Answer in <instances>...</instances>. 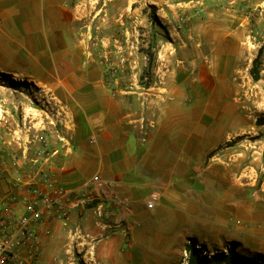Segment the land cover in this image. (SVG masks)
Wrapping results in <instances>:
<instances>
[{"label": "crops", "instance_id": "obj_1", "mask_svg": "<svg viewBox=\"0 0 264 264\" xmlns=\"http://www.w3.org/2000/svg\"><path fill=\"white\" fill-rule=\"evenodd\" d=\"M68 23L64 0H0V68L42 87L46 117L32 124L42 123L60 148L48 167L71 188L95 175L114 181L129 231L119 220L102 222L96 208L76 210L48 223L41 264H64L74 252L86 264H178L191 237L238 243L243 256L264 259V187L261 197L243 188L238 198V174L211 155L235 127L212 123L207 106L181 107L176 93L111 89L84 63ZM152 194L158 200L149 208Z\"/></svg>", "mask_w": 264, "mask_h": 264}, {"label": "rangeland", "instance_id": "obj_2", "mask_svg": "<svg viewBox=\"0 0 264 264\" xmlns=\"http://www.w3.org/2000/svg\"><path fill=\"white\" fill-rule=\"evenodd\" d=\"M64 2L69 30L82 44L84 63L92 72H101L113 90L145 89L160 96L176 93L181 107H209L212 123L235 127L211 155L221 154L223 161L217 162L238 174V198L243 188L250 189V199L262 196L264 53L259 80L253 79L250 69L264 48V0ZM5 62L0 58V63ZM5 69L11 67L0 68L5 74L0 75V155L12 171L13 155L23 153L17 141L34 140L31 150H35L41 147L38 136L50 138L51 133L42 123L32 124L46 117L42 87L31 75ZM112 78L117 79L116 85H111ZM3 185L11 187L9 181L1 183L0 179V193L5 192ZM197 243L209 262L216 253L228 252L227 245ZM236 251L242 255L240 249ZM189 256V250L188 255L183 252L178 264H189ZM63 263L86 264L77 252Z\"/></svg>", "mask_w": 264, "mask_h": 264}, {"label": "built area", "instance_id": "obj_3", "mask_svg": "<svg viewBox=\"0 0 264 264\" xmlns=\"http://www.w3.org/2000/svg\"><path fill=\"white\" fill-rule=\"evenodd\" d=\"M116 84L117 79L112 78L111 85ZM60 139L66 142L64 137ZM37 140L41 147L35 150H31L34 140L17 141L23 153L13 155L12 171L7 166L8 160L0 155L1 183L7 180L11 184L0 193V264H41L45 238L51 234L48 223L66 221L76 210L96 208L102 222L111 224L119 220L118 226L129 231L119 215L124 203L114 191V181L95 175L85 188L66 186L48 167L60 148L51 147L48 136H38ZM157 200L158 195L152 194L147 206L152 208ZM41 224H46L42 230ZM184 253L188 255V250Z\"/></svg>", "mask_w": 264, "mask_h": 264}, {"label": "trees", "instance_id": "obj_4", "mask_svg": "<svg viewBox=\"0 0 264 264\" xmlns=\"http://www.w3.org/2000/svg\"><path fill=\"white\" fill-rule=\"evenodd\" d=\"M264 53V48L261 47L258 51L257 56L253 60V66L250 69V74L254 80H259L260 78V71L259 66L261 63V57ZM0 75H5L3 72H0ZM262 118L259 119V121ZM197 238L191 237L189 238V242L187 244V249L190 251V256L188 259L189 264H211L217 263L221 264L223 262H227L228 264H264V259L262 258H255V257H246L239 254L236 251L235 243L231 242L227 244L228 252L225 253H216L212 257V261L209 262V258L202 256L200 253L199 248H197Z\"/></svg>", "mask_w": 264, "mask_h": 264}]
</instances>
